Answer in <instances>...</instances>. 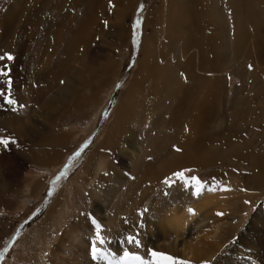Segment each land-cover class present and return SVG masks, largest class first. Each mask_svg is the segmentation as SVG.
I'll return each instance as SVG.
<instances>
[{
    "label": "rangeland",
    "instance_id": "1",
    "mask_svg": "<svg viewBox=\"0 0 264 264\" xmlns=\"http://www.w3.org/2000/svg\"><path fill=\"white\" fill-rule=\"evenodd\" d=\"M15 1L0 0V55L11 53L15 56L14 61H0V66L8 64L11 67V77L13 80L12 98L17 100L16 110H13L14 106L8 105L3 98H0V104L3 105L0 107V121L12 114L23 115L19 125L20 134L24 137H20L0 126V129L3 130L0 132V136L11 137L18 141L19 144V147L10 144L7 149L3 145H0V157L3 156L9 159V163L8 161H4V167H0L3 170L0 171V252L4 251L5 248L8 249L0 257V264H39L40 260L42 264H48L51 250H54L64 237V234L70 231L71 228L69 226H75L82 222V220L87 224L86 232H93L92 236L85 239V242L89 245L87 253L90 259H92L91 242L96 239L97 231L96 224H93L94 220L100 225L99 233L105 240L104 244H100L99 240H97V247L114 254L117 260L123 256V250L125 249L133 252L138 251L141 255H146L149 249L159 251L155 245L151 244L148 246L146 244V240H152L154 236L152 235L151 237V234H154L158 229L155 219L160 212L155 207L161 204L164 211L170 213L177 210V214L188 213L186 214L189 216L188 219H192L191 215H195L197 212V204L202 198L207 196H215L221 202H227L231 199H243V204L248 207L245 222L240 225L235 235L232 234V236L226 238L224 248L222 247L223 249L216 254L212 261L206 259L195 262L187 261L177 255L172 256L179 261H186L187 264H264L261 258L257 257L258 259H255L253 250L251 249H246L245 258L242 260L245 262L243 263L238 262L233 256L237 250L241 249L240 244L242 241L239 242L240 238H243V235L247 234L252 227L259 230L258 232L261 234H258L260 246H256L257 251L255 252L264 255V185L261 184L262 186L255 190L251 188L254 182H264L263 111L255 110L250 115L241 114L242 122L238 127L243 133L242 142L238 144L240 155L236 156V154L230 152L231 150H228V147L223 150L218 148V150H213L210 156H206L213 160L212 162H208V165L207 163H204V165L196 164L192 160L195 156L190 153V150L178 152L175 150L177 146H174V150H171L173 145H177L179 139L191 140L193 131L186 124L179 127L177 131L175 130L176 128L163 131L167 127L161 128L158 122L159 119L163 118H160L162 116L160 108L162 109L163 105H159L155 109L154 116L149 117L147 125L143 126V130L140 133L142 143L145 142L142 150H144L143 148H149V143L154 140V150L151 149V146L149 150L148 148L146 149L147 154L156 157L154 162L147 161L149 165L143 164L138 158H134L132 162H129L119 151L114 152L110 147L100 149L107 141L110 131L114 129L118 114L121 113L123 120H129L131 114L128 115L126 110L129 106H134L137 103L132 97L127 98L126 93L135 79L139 61L143 58L142 52L145 39L154 33V26L158 29L161 25L159 18L164 20L163 27L166 25L165 20L168 21L169 31H171L173 36H177L179 33L180 30L174 24L184 12L183 8L177 6L180 0H120L121 3L119 4L118 2L113 3L109 0H103L101 4L106 8V12L105 15L99 17L101 18L100 24L104 26V31L102 32L104 36L101 35V37H104L105 40L98 36L99 31L96 30L97 35H93L94 38L89 42L91 45L88 44L86 46L88 48L82 51L81 58L72 63L71 67L73 69L70 70V76H68L70 78H61V80H58L52 86H49V82L45 83L44 80L40 81L35 77V71L38 67L36 58L39 52L38 48H41L40 45L37 44L35 49L33 48L28 52L29 54L26 51L23 52V50L22 53L20 50L16 53L14 48H12L14 50L9 48L7 37L12 36L13 32H10L9 35L7 34L8 32H4L2 23L5 24V17L7 18L13 9ZM229 1L215 0L213 2V0H203L206 7L213 8L214 10L221 8L222 11L225 9L224 14L227 12L228 18L226 22L231 28L228 26L223 36L225 38L229 36V40H232L229 43L232 44L239 28L238 22L240 19L238 20V18L241 17H239V14H234L237 11H232L233 7L231 8V3L228 5ZM256 1L251 0V2ZM259 2L264 5V1L260 0ZM50 3L54 4L55 0H51ZM124 4H127L128 7L123 16V21H119L116 18V14H114V10H117L118 6L122 7ZM227 5L231 10L226 8ZM263 5H261V8L264 10ZM122 8L124 9V7ZM234 9L236 8L234 7ZM43 15L50 21L52 17L57 18V11L54 12L53 10L51 13L47 11ZM137 20L140 21L139 28L136 27ZM105 21H107V26H105ZM148 21L152 22V24H148ZM120 22H122L125 28L124 32L127 37L122 40V43L117 44L119 43L118 38L121 33ZM245 25H247L246 22ZM249 26L247 27L248 30L250 27L252 28V26ZM161 31L162 29H159V39ZM153 41L157 45V36ZM115 43L117 47H115ZM147 44L150 45L151 42ZM102 48L104 51H101ZM110 58L116 59L114 63L115 72L110 76L111 82L108 84L106 81L102 89L98 91L92 105L84 110L78 109L75 112L69 105L64 106L60 104L57 112L64 113L63 117L53 121L49 116L50 112L48 108L45 112L43 103L47 100L61 103L64 102V98L70 101L68 90L78 88L81 89V95L78 99L75 98L72 103L79 106L87 98L91 97L92 92L90 87L97 81L96 70H94L96 69V63H101L104 60L107 61ZM251 65L249 67L251 70L249 71H253V64ZM256 70L253 73L248 72L249 76L233 72L227 73L223 82L219 83H217L216 79V83L212 84H217V87H219V91L217 92L218 108H220L221 103L222 105L225 104L226 108H229L237 89H240V102L246 100L249 103L245 104L244 108L254 109L252 103L249 102L245 95L249 92L256 95L253 88H264V78L261 76L263 74L262 67L261 69L256 68ZM80 72H83V76L81 77L78 75ZM225 74L226 72H222L219 75L223 76ZM216 77L214 76L213 79ZM184 80H186V77H184ZM61 81H64V83H61ZM117 85H120V87L118 88ZM0 86H3L5 89L7 87L2 84V81H0ZM42 91L44 92V96L42 95ZM40 95L43 99L38 98ZM226 97L230 100V103H225ZM21 104L25 105V107L20 108L19 105ZM255 105L257 106V101ZM136 113H132V117L135 121L143 123V120H145L143 116ZM54 122H56L54 124V133L50 135L46 133L47 136L42 135L38 137L35 130L38 125H41L38 129L42 130V126H53ZM151 122H153L154 126L152 129L150 126ZM28 133L36 137L33 146L31 145L32 148L29 145L32 138L30 135L28 136ZM85 144L88 145L86 148L84 147ZM157 144L158 146H156ZM160 146H162L161 149L165 146L166 150H158ZM207 147V149L211 148V146ZM82 148L83 151H81ZM125 149L127 148L123 147V150ZM99 150L109 151H106L107 154L105 153L104 155L102 152L98 154L97 151ZM208 151L201 150L199 155L209 154ZM77 152L80 155H76ZM174 154L179 155V160L172 166V164H168V159ZM100 155H103L101 158L104 159L108 166L103 167L105 170L103 172L99 171V175H95L98 161L101 159ZM141 155L145 154L142 153ZM12 156H18L16 162L10 161ZM239 156L240 158H238ZM256 157H258L259 165L254 161ZM32 158H34V161L31 163L30 160ZM147 158L149 160V157ZM49 159L51 161H48ZM113 165L116 167L117 172H124L123 174L129 176L127 180L130 182L128 187L121 186V194L118 195L117 202L109 203V208L103 205L105 210L103 206V209L99 208L102 212L99 214L100 219L92 211L90 202L95 201L97 207L102 205L100 199L97 197L93 198L94 189L96 186H103L102 188L105 189V182H101L98 177H108V168H112ZM88 166L93 169L90 170L93 171L92 173L89 170L86 171ZM65 169L66 175L60 176V173L65 171ZM180 171L185 172L189 183H185L174 175L175 172ZM57 177H60V179L57 180ZM193 177L198 178L204 185L199 195L196 194L195 184L191 182ZM169 178L172 182L171 186L163 183L165 179ZM53 181H55V184H53ZM110 186L111 184L108 185V187ZM121 198H128V203H119L122 201ZM120 199L121 201H119ZM129 205L134 208L138 206L132 212H129L131 213L129 217H125L129 209H131L128 207ZM262 207L263 210L261 209ZM189 208L193 212H189ZM145 209L147 211H144ZM141 212L144 213L143 216L140 215ZM183 214L182 216H184ZM257 214H259V219L254 223L255 226H253V222L255 221L253 218H256ZM135 217H137V220ZM117 218L122 220V224L119 226L107 224L109 219L115 221ZM234 221L237 223L239 219L237 218ZM141 223L143 224L142 228L138 226ZM210 225H212L211 222ZM188 228L190 230L191 226ZM213 228L215 227L212 226L211 230H208L209 232L205 230L203 235L205 236L207 232L208 235L213 234L215 232ZM189 230L187 231V236H189ZM137 233L144 247L136 249L134 245L123 242L128 235H135ZM13 240L15 242L9 244V241ZM71 245H74V243H71ZM164 253L168 254L166 251ZM75 255L74 258L72 257L74 259L72 263H77L79 260L85 261L84 255L79 258L76 251ZM60 258L68 261V257L60 256ZM146 258L150 259V256L146 255ZM97 262L99 264H108L106 260H99Z\"/></svg>",
    "mask_w": 264,
    "mask_h": 264
},
{
    "label": "bare ground",
    "instance_id": "2",
    "mask_svg": "<svg viewBox=\"0 0 264 264\" xmlns=\"http://www.w3.org/2000/svg\"><path fill=\"white\" fill-rule=\"evenodd\" d=\"M50 1L51 0H16L13 9L9 15L7 14V18L5 17V24L2 23V26H4V32H8V35L10 32H13V34L11 33L12 36L7 37L8 42H6L9 43L10 49L14 48L16 50V53H18L19 50L21 53L22 50L28 53L33 48L35 49L37 44L41 46V48H38L39 52L36 58L38 67L35 71V77L40 81L44 80L45 83L49 82V86H52L58 80H61V78H70L68 76H70V70L73 69L71 67L72 63L81 58L82 51L88 48L86 47L88 44L91 45L89 42L94 38L93 35H97L96 30L99 31V37L103 35L104 26L100 24L101 18L99 16L102 17L105 15L106 8L101 4L103 0H55L54 4L50 3ZM109 1L113 3L118 2V4L121 3L120 0ZM214 1L215 0H213V2ZM259 1L260 0L256 2H251V0H230L228 2V5L231 3V8L233 7L232 11L238 12L234 14H239V17H241L238 18V20L240 19L238 22L239 28L232 44L229 43L232 41L229 40V36L228 38L223 36L229 26L226 22L228 18L227 12L224 14L223 12L225 9L222 11L221 8L216 9L217 11L212 8V11V9L204 5L203 0H180L177 4L178 7L184 9L183 15L179 17L180 19L174 24V26H177L180 30L177 36H173L171 31H169L168 21L165 20L166 25L163 27L164 20L159 18L161 25L158 29L154 26V33L145 39L142 52L143 58L139 61L135 79L132 81L126 93L127 98L132 97L137 103H134L135 105L131 107L127 105L129 108L126 112L128 115L131 114L129 120H123L121 113L118 114L114 129L110 131L107 141L105 140L106 142L100 149L110 147L114 152L119 151L129 162H132L134 158H138L143 164H148L147 161L154 162L156 157L147 154L146 149L148 147L142 150V146L145 142L142 143L140 133L142 132L141 130H143V126L147 125L149 117L154 116L155 109L158 108L159 105H163L162 109L160 108L162 111V116H160V118H163L158 121L161 128L167 127L163 131H169V129L172 128H176L175 130L177 131L178 128L184 126V124L188 125L193 131L191 140L179 139L177 145H173L171 150H174V146H177V148L181 150H190V153L195 156L192 160L196 164L199 163L202 165H204V163L208 165V162L213 161L210 157L207 158L206 156H210L213 150H218V148L223 150L228 147V150H231L230 152L236 154V156L240 155L238 144L242 142L243 133L238 127L242 122L241 114L250 115V113L255 112V110L264 112V88H253L256 95L250 92L245 95L249 102L252 103L254 109L244 108L245 104L249 103L246 100L240 102V89H237V91L235 90L236 95L233 96L229 108H226L227 106L224 104L225 97L223 98L224 105L221 103L220 108H218L217 92L219 91V87H217V84H213L216 83V79L217 83L223 82L227 73L233 72L249 76V73H253L257 71L256 68L261 69V67L263 71L261 76L264 78V10L261 8L263 4ZM124 5L122 6L124 9L118 6L117 10H114V14H116V18L119 21H123V16L128 7L127 4ZM218 5L220 6V4ZM228 5L225 7L229 8ZM214 7H216V5H214ZM234 7L236 9H234ZM231 8L229 9L231 10ZM53 10L54 12L57 11V18L52 17L49 21L43 14L47 11L51 13ZM245 22L247 25H245ZM120 23L119 27L121 33L118 38L119 43L117 44L122 43V40L127 37L124 32L125 28L122 22ZM148 24H152V22L148 21ZM249 25L252 26L253 29ZM248 26L252 30L249 29V31L247 28ZM159 29H162L159 34L160 39L158 38ZM156 36L157 45H155L153 41ZM101 39L105 40L104 37H101ZM150 42L151 44L148 45L147 43ZM115 47H117L116 43ZM101 51H104V49L102 48ZM115 62L116 59L110 58L107 61L104 60L101 63H96V69L94 70H96L95 75L97 76V81L95 84L91 83V97L87 98L83 103L79 104V106L74 105L72 101L80 97L81 89L74 88L68 90L70 101L64 98V102L66 101L65 104L64 102L58 103V101L54 102L48 100L44 102L43 108L45 112L48 108L50 118L56 121L58 118L63 117L64 114L57 112V109L60 108V104L64 106L69 105L75 112H77L76 110L78 109L84 110L88 108L96 99V94L102 89L103 84L106 81L108 84L111 82L110 76L115 72ZM251 64H253V71H249L251 70V68L249 69V65ZM222 72H226V74L220 76L219 74ZM76 73L78 72L76 71ZM78 75H80V77L83 76V72H80ZM214 76L217 77L213 79ZM184 77H186V80H184ZM180 80L182 82L179 83L178 81ZM42 95L44 96L43 91ZM68 96L66 95V97ZM38 98L43 99L41 95ZM33 99L35 100V98ZM254 101H257V106ZM228 102L230 103V100L226 97L225 103L227 104ZM134 112L143 116L145 119L143 123L137 120L135 121L132 117V113ZM57 113L59 114L57 115ZM22 117L23 115L21 114H12L11 116L3 118V120L0 121V126L20 137H24L20 134L19 125ZM47 119L51 121L49 118ZM55 123L56 122L53 123V126H42V130L38 129L41 126L38 125L37 129L35 128L38 137L54 133ZM151 124L150 126L152 129L154 127L153 122H151ZM29 135L32 138L29 145L33 146L36 137L28 133V136ZM121 146L127 149L123 150ZM150 146L152 147L151 149L155 147L154 140L149 143V148ZM156 146H158V144ZM207 146H211V148L207 149ZM161 147L162 146H160L158 150H166L165 146L162 149ZM201 150H209V154L199 155ZM106 151L109 150H99L97 152L98 154L102 152V154L105 155ZM142 153L145 155H141ZM102 156L103 155H100V158ZM147 157H149V160ZM17 158L18 156H12L10 161L16 162ZM178 158L179 155L174 154L168 159V164L170 163L173 166L179 160ZM238 158H240V156ZM4 161H8L9 163L7 157H0L1 168L4 167ZM32 161H34V158L30 160L31 163ZM48 161L51 160L49 159ZM254 161L259 165L258 157L254 158ZM89 163L88 165H90ZM106 166H108V164L104 159H99L95 175H99V171L103 172V170H105L103 167ZM108 169V177H98L101 182H105V189L102 188L103 186H96V190L94 189L93 193V198L97 197L100 199L102 205L97 207L95 201L90 202L92 211L99 218V214L102 213L99 208L103 209V205L109 208V203L117 202V197L121 194V186L128 187L130 182L127 180L129 176L123 174L124 172H117L114 165L112 168L109 167ZM88 170L90 173L93 172L90 171L93 169H91V167L89 168V166L86 171ZM0 171L3 170L0 169ZM109 184H111L110 187H108ZM261 184L264 185V182H254L251 188L254 190L259 189L262 186ZM121 199L119 203L125 202L127 204V201H129L128 198ZM128 207H130V205ZM130 208L131 209L127 208L129 211L125 217H129L131 215L129 212L135 209L134 207ZM196 208V214L191 215L192 219H188L189 216L186 215L188 213L177 214V210L169 213L164 211L161 204L156 206L155 209L160 212L155 219L158 224V229L154 234H151V237L152 235L154 236L152 240H146V244L148 246L151 244L155 245L159 251H166L171 256L177 255L183 257L187 261L200 262V260L206 259L212 261L216 254L224 248L223 246L225 245L224 243H226V238L232 236V234L235 235L240 225L245 222V215L248 207L243 204V199H231L227 202H221L215 196H207L199 201ZM261 209L263 210V207ZM219 213H222V215H219ZM182 214L184 216H182ZM258 216L259 214H257L256 218H253L255 219L253 226H255L254 223L259 219ZM118 218L115 221L109 219L107 224L110 226H119L122 224V220ZM237 218L239 221L236 223L234 220H237ZM135 219L137 220V217H135ZM210 222L212 225H210ZM190 226L191 228L189 230L188 227ZM212 226L215 227L213 228L215 232L213 231V234L208 235V230H211ZM69 227L71 228L70 231L66 232L58 246L54 250H51L52 252L48 258V264H99L97 261L90 259L87 253L89 245H87L85 239L93 235L92 231L86 232L87 224L82 220V222L75 226L70 225ZM188 230L189 236H187ZM205 230L208 232L204 236L203 233ZM258 231L259 230L255 227H252L247 234L243 235V238H240L239 242L242 241L240 244L241 249L233 254L238 262H245L242 260L245 258L246 249L253 250L255 259L259 257L264 262V255L255 252L257 251L256 246H260ZM71 243H74V245H71ZM75 251L79 258L84 255L85 261H80L78 259L79 261L77 263H72L74 260L73 258L76 256ZM60 256L68 257V261L64 258H60ZM40 261L38 263L42 264Z\"/></svg>",
    "mask_w": 264,
    "mask_h": 264
},
{
    "label": "snow or ice",
    "instance_id": "3",
    "mask_svg": "<svg viewBox=\"0 0 264 264\" xmlns=\"http://www.w3.org/2000/svg\"><path fill=\"white\" fill-rule=\"evenodd\" d=\"M105 26H107V21L104 22ZM140 26V21H136V27L139 28ZM14 61L15 56L12 55L11 53H6L5 55H0V61ZM251 67V65H249ZM11 67L8 64H4L3 66H0V81H2L3 85H6V89L3 86H0V98H3V100L13 107V110H16L15 106L17 105V100L12 98V91H13V80L11 77ZM61 83H64V81H61ZM119 88L120 85H117ZM3 105L0 104V107ZM20 108L25 107V105L21 104L19 105ZM3 130L0 129V132ZM10 144L16 145L19 147L18 141L12 139L11 137H4L0 136V145H3L5 149L9 147ZM88 145L85 144L84 147L86 148ZM83 151V148L81 149ZM176 151H181L180 148H177ZM76 155H80L79 152L76 153ZM66 175V169L65 171L60 173V176ZM174 175L178 177L180 180L184 181L185 183H189V181L186 179L185 172L180 171V172H175ZM60 177H57V180H59ZM192 183L195 184L196 188V194L199 195L200 192L202 191L204 185L203 183L198 179L193 177L192 178ZM163 183L168 184L171 186V180L165 179ZM53 184H55V181H53ZM144 211H147L145 209ZM189 212H193L191 208L188 209ZM143 212L140 213L141 216H143ZM219 215H222V213H219ZM93 224H96V239L92 240L91 242V258L93 260L99 261V260H106L108 261V264H187L186 261H179L175 257L168 255L164 252L160 251H155L149 249L146 253L147 256H150V259L146 258V255H141L138 251L133 252L129 250H123V256H121L118 260L114 254H111L107 251L102 250L101 248L97 247L96 241L99 240L100 244H104L105 240L100 236L99 229L100 225L96 223V221H93ZM139 227H143V224H139ZM139 234L135 235H128L125 239V243L134 245L136 249H140L144 247V245L141 243V240L138 238ZM15 241H9V244H13ZM8 249L5 248L4 251L0 252V257L4 255L5 252H7Z\"/></svg>",
    "mask_w": 264,
    "mask_h": 264
}]
</instances>
